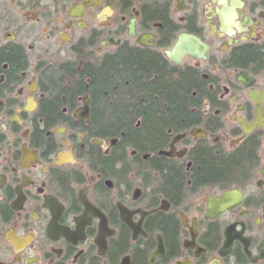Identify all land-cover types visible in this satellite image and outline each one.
<instances>
[{"label":"flooded vegetation","instance_id":"af4514ba","mask_svg":"<svg viewBox=\"0 0 264 264\" xmlns=\"http://www.w3.org/2000/svg\"><path fill=\"white\" fill-rule=\"evenodd\" d=\"M134 55L188 87L158 139L88 76ZM0 264H264V0H0Z\"/></svg>","mask_w":264,"mask_h":264},{"label":"trees","instance_id":"16d2710c","mask_svg":"<svg viewBox=\"0 0 264 264\" xmlns=\"http://www.w3.org/2000/svg\"><path fill=\"white\" fill-rule=\"evenodd\" d=\"M119 59V60H118ZM104 71L88 74L91 82L106 91V103L113 94L120 98L121 104L113 102V113L109 115V122L114 130L124 123L132 122L137 114L143 116L148 138L158 139L164 127L173 124V120L180 118L186 106L185 95L182 90L187 87L183 80L175 82L170 72L153 55H134L129 61L121 56ZM138 75H144V82L137 80ZM129 81L130 85L126 84ZM188 88V87H187ZM119 91L116 95L115 91ZM115 93V94H114ZM135 102L137 111L129 113L123 99ZM118 107V108H117Z\"/></svg>","mask_w":264,"mask_h":264},{"label":"water","instance_id":"95a60500","mask_svg":"<svg viewBox=\"0 0 264 264\" xmlns=\"http://www.w3.org/2000/svg\"><path fill=\"white\" fill-rule=\"evenodd\" d=\"M183 53V52H182ZM191 53V52H189ZM169 58L173 59V61H178V59L174 56V52H166ZM244 80V78H242ZM87 112V110H86ZM84 111L81 114H77L78 116L84 115ZM242 199V195L236 190L228 191L224 193L218 201H212L210 208L208 210V215L210 217L215 216L219 212H224L232 208L235 204H238Z\"/></svg>","mask_w":264,"mask_h":264}]
</instances>
